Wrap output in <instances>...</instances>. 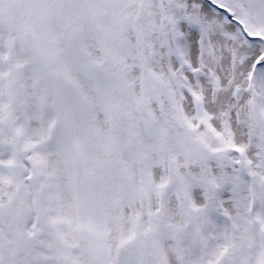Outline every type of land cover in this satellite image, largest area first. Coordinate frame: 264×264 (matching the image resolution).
<instances>
[{"label":"snow or ice","instance_id":"1","mask_svg":"<svg viewBox=\"0 0 264 264\" xmlns=\"http://www.w3.org/2000/svg\"><path fill=\"white\" fill-rule=\"evenodd\" d=\"M0 264H264V0H0Z\"/></svg>","mask_w":264,"mask_h":264}]
</instances>
